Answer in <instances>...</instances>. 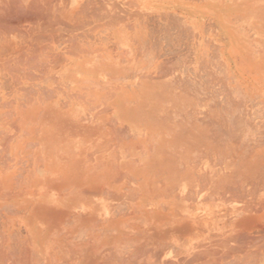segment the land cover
Instances as JSON below:
<instances>
[{
    "label": "bare ground",
    "instance_id": "obj_1",
    "mask_svg": "<svg viewBox=\"0 0 264 264\" xmlns=\"http://www.w3.org/2000/svg\"><path fill=\"white\" fill-rule=\"evenodd\" d=\"M120 1L0 0V264H264V122L186 126L170 73L144 85L160 98L125 97V33L151 18ZM168 2L156 29L199 45L211 16L217 42L238 41L230 4ZM146 127L172 139L139 150Z\"/></svg>",
    "mask_w": 264,
    "mask_h": 264
},
{
    "label": "rangeland",
    "instance_id": "obj_2",
    "mask_svg": "<svg viewBox=\"0 0 264 264\" xmlns=\"http://www.w3.org/2000/svg\"><path fill=\"white\" fill-rule=\"evenodd\" d=\"M109 1L111 2L112 0ZM121 1L119 3L121 10L124 13L126 12V14H132L134 10H136V12H138L137 14L140 15V18L142 19L139 20L140 23H143L145 21L144 17L147 18V16H149L151 18L149 21L147 18L148 22L146 21L148 23L146 27L151 24V27H148L151 30L149 29L146 32H143V34L141 33V36H139V41H132L131 38L133 37V34L130 30H126L127 33H125V38L127 39V41L125 39L126 42H124L126 43V46H122V50L124 51L123 54L125 57V62H123L125 70L124 75H122L124 78L123 92L125 94V97L134 94L135 97L141 95L144 96L147 94L146 98H148L149 93H152V95L155 94L154 97H158L164 89L161 84L160 86H158L159 84H157L156 88H154L153 90H145L144 85L148 84V78H164L168 73H170V77H177V79L181 78L180 81H182L180 84L179 82H177L179 81V79H176L178 88L175 86L174 89L176 90H174V92L176 91L177 93V90L180 91L183 87V89L186 91L184 94H186L187 97L186 95H184V99L181 98L182 96L178 97L177 100L179 101V105L174 108L175 111L177 109V118H181L178 116V113H182L181 116L185 117L182 121L186 126L190 125L189 119L200 118L202 120L200 122L201 124L206 123L208 125L209 123L211 126L217 127L219 124L222 127L220 128L221 130L223 129V132L216 128V135L220 138H227L229 136L241 138L243 135L251 136V133H254L252 131L255 130L252 129V126H256L259 125L260 122H264V0H196V2L199 1L198 3L201 4H203L204 2L208 3V5L211 4L212 6H216L218 4L217 7H224L230 4L231 13L229 18H231L230 22L232 21V24L230 25L231 28L229 27V29L231 30L230 35H232L236 39L239 38L238 41L234 42L233 44L217 42V29L211 23V16H206L202 20V40L199 45L197 44V38L195 37V33H193V31L179 32L177 29H174L172 25L171 28L173 29L170 28V30L166 31L158 30V18H161V16L154 15L152 17L151 11L152 9H154L155 14L161 12L162 9L155 10L157 8H154V6L157 5L158 7H163L169 4L168 1L170 0H166L167 2L161 0L157 4L147 3L148 0H123V4L121 3ZM125 1L127 3H132L133 1L134 5L139 2V5L137 4V6L134 7L132 3V6H127ZM148 4L152 6L150 7ZM141 7H143L144 9ZM257 9L258 11L262 10V12L258 13ZM144 11H147V13H145ZM256 13L257 15L255 16L257 17L253 15ZM258 14H260V16ZM261 15L263 16V18ZM138 17L139 16H137V18ZM192 19L193 18H189V22ZM256 19L260 21H257ZM151 20L154 21V26L152 25ZM155 25L158 27L157 29ZM242 32L245 33L243 34ZM244 35L246 36L245 38ZM169 75L167 77H169ZM182 79H184V82L187 83L182 84ZM158 80L153 81L158 82ZM179 98H181L182 100ZM144 100L146 101V99ZM212 110H214L215 112L213 113ZM185 112H187L188 116H185ZM210 112H212L211 115H209ZM252 112L254 114L256 112L257 113L255 115L252 114V117ZM247 113H249L250 116ZM217 114H219L220 117ZM232 115L234 116V119ZM222 116L224 119L222 118ZM210 117L211 119H209ZM218 117L221 119H219ZM236 118L239 120H237ZM250 118H253V121ZM217 120L219 123L216 122ZM213 121H215V123ZM241 121L243 123H241ZM131 124L132 123L130 119L127 117L123 122V127L126 129L130 128ZM227 127H229V129H227ZM154 128L155 127H146V129L144 128L145 130L143 129L141 131V134L137 136L138 139H136L135 142L139 147V150L142 149V147L143 149L148 148L149 146L153 147L155 143H153L152 139L158 137L157 133L160 137L156 139V141L160 138L161 140L172 139L169 137L170 135H165V131L161 132L162 128H158L156 129V131L153 130ZM227 132L231 133L228 134ZM244 132L248 134L245 135ZM238 133L241 135L238 136ZM226 134H228L227 137ZM128 139H125L126 141L124 142H127ZM116 152L118 153L117 150H114L113 152L115 156H117ZM111 153L112 150L110 152H107V158H109L110 156H114V154ZM112 209L110 210V212L108 211V209L105 210L106 213L109 212L107 213V215L118 216V214L120 213L119 215L123 216V211L119 212L120 210H118V213L116 212V209L113 210L115 211V213H112Z\"/></svg>",
    "mask_w": 264,
    "mask_h": 264
},
{
    "label": "crops",
    "instance_id": "obj_3",
    "mask_svg": "<svg viewBox=\"0 0 264 264\" xmlns=\"http://www.w3.org/2000/svg\"><path fill=\"white\" fill-rule=\"evenodd\" d=\"M159 1H161V0H157V1H156V0H154V1H153V0H148L147 2L150 3V4H154V3L157 4V3H159ZM151 15H152V16L156 15V14L154 13V10L151 11Z\"/></svg>",
    "mask_w": 264,
    "mask_h": 264
}]
</instances>
